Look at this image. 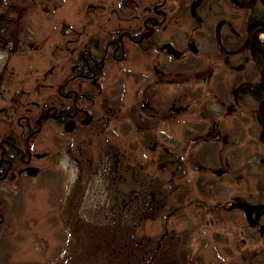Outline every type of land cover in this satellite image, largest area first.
<instances>
[{
	"label": "rangeland",
	"instance_id": "obj_1",
	"mask_svg": "<svg viewBox=\"0 0 264 264\" xmlns=\"http://www.w3.org/2000/svg\"><path fill=\"white\" fill-rule=\"evenodd\" d=\"M39 1L6 15L9 3L26 1L0 0V116L9 119L56 97L80 30L126 23L109 11L116 0ZM201 104L191 96L186 112H172L170 145L134 143L131 126L123 134L115 121V132L82 124L58 131L45 122L35 149L46 155L31 161L43 169L22 172L4 191L0 264H264L254 228L251 239L239 237L248 223L241 202L251 203L264 143L243 130L238 143L194 139L203 130ZM5 124L0 117V132ZM263 213L253 215L258 230Z\"/></svg>",
	"mask_w": 264,
	"mask_h": 264
},
{
	"label": "flooded vegetation",
	"instance_id": "obj_2",
	"mask_svg": "<svg viewBox=\"0 0 264 264\" xmlns=\"http://www.w3.org/2000/svg\"><path fill=\"white\" fill-rule=\"evenodd\" d=\"M25 1L20 7L9 3L6 15L35 2ZM109 11L126 23L78 32L54 99L32 114L24 107L14 119L0 116L6 122L0 132V224L10 208L4 191L13 190L12 180L43 169L31 161L44 154L35 145L45 122L58 131L82 124L115 132L108 126L115 121L123 134L122 128L131 126L134 143L170 145L172 112H186L187 99L194 96L203 111V130L194 139L238 143L243 130L264 143V0H116ZM31 34L26 31L29 39ZM173 84L174 89L169 87ZM172 91L179 101L175 106ZM102 138L110 142L108 136ZM168 164L165 158L164 166ZM248 235L239 237L248 240ZM259 257L264 260V252Z\"/></svg>",
	"mask_w": 264,
	"mask_h": 264
},
{
	"label": "trees",
	"instance_id": "obj_3",
	"mask_svg": "<svg viewBox=\"0 0 264 264\" xmlns=\"http://www.w3.org/2000/svg\"><path fill=\"white\" fill-rule=\"evenodd\" d=\"M164 151H165V153L163 155L164 159L166 158V159L170 160V152L167 153L168 152L167 150H164ZM173 153L174 152H172V154ZM173 159H175V158H173ZM163 164H164V162H163ZM254 176L257 177L259 181H258L257 186H255V190H254L249 202H251V203L264 202V164L261 165V170L258 173H255ZM240 224L242 225V234L240 233V236H242L244 234H249L250 239H251L252 234L249 231H251V229L254 228L253 230H255L257 233L256 238H258L260 240V243L264 245V228L258 230L257 227H251L248 223L241 222ZM262 250H264V248ZM212 264H214V263H212Z\"/></svg>",
	"mask_w": 264,
	"mask_h": 264
},
{
	"label": "water",
	"instance_id": "obj_4",
	"mask_svg": "<svg viewBox=\"0 0 264 264\" xmlns=\"http://www.w3.org/2000/svg\"><path fill=\"white\" fill-rule=\"evenodd\" d=\"M198 137L199 136H195V138ZM243 206H244L246 218L249 223L253 222V215L255 212L264 210V203H256V204L244 203Z\"/></svg>",
	"mask_w": 264,
	"mask_h": 264
},
{
	"label": "bare ground",
	"instance_id": "obj_5",
	"mask_svg": "<svg viewBox=\"0 0 264 264\" xmlns=\"http://www.w3.org/2000/svg\"><path fill=\"white\" fill-rule=\"evenodd\" d=\"M261 34H262V33H260V34L258 35L257 39L261 36Z\"/></svg>",
	"mask_w": 264,
	"mask_h": 264
}]
</instances>
